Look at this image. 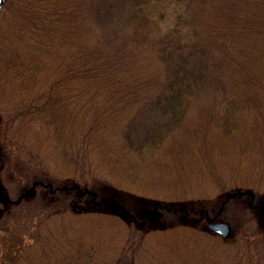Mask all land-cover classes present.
Masks as SVG:
<instances>
[{"label": "trees", "instance_id": "1", "mask_svg": "<svg viewBox=\"0 0 264 264\" xmlns=\"http://www.w3.org/2000/svg\"><path fill=\"white\" fill-rule=\"evenodd\" d=\"M141 44L161 78L140 72ZM0 128V183L22 174L31 186L18 204L0 201L4 216L32 201L38 217L51 208L45 223L60 215L21 246L25 264H126L137 233L144 264H264V0H4ZM117 195H148L161 214L99 201ZM74 196L110 212L75 209ZM109 243L120 255L107 260Z\"/></svg>", "mask_w": 264, "mask_h": 264}, {"label": "rangeland", "instance_id": "2", "mask_svg": "<svg viewBox=\"0 0 264 264\" xmlns=\"http://www.w3.org/2000/svg\"><path fill=\"white\" fill-rule=\"evenodd\" d=\"M170 17H172V19H175V14L173 11L170 14ZM141 45L142 46H140L136 50L139 52L134 53L136 55H139V59H141V62L139 63V66L141 68L140 72L143 74V76H148V77L152 76L153 78H161L162 66H161V63L159 62V60L152 55V50H151L152 48H151L150 44H146V45L141 44ZM211 96L212 95H209V98ZM197 109H194V112L191 113V116H192L191 120H193L194 118L197 117V115L199 113L197 111ZM202 118H203L202 119V123H203L204 119H205L204 112H203ZM193 128L197 129V124ZM0 131H1V128H0ZM200 143H202V141H200V140H197L195 142V144H200ZM175 151H178V150L175 149ZM186 153H187V150L185 149L184 154L182 153V157H185ZM170 159H171L170 156L169 157L168 156L163 157V163L165 166L167 164L166 162H170ZM166 167L168 168V165ZM141 172L145 173L144 171H141ZM18 178H19V180L7 179L5 182H2V184L0 183L1 184L0 189L1 188L3 189L1 191V192H3V194L0 192V201L2 200L1 195H4V196H6V199H7V201H4V202H6L7 204L8 203L12 204V202L15 203L14 201L17 200L21 196L22 193L26 192V195L28 194L27 192H29L31 190L29 188L31 186H29L26 183L27 181L25 179V176L21 174V176H18ZM73 186H75V185H73ZM10 189L12 190V192H13L12 194H14V195H12L10 193V191H9ZM20 189H23V191L21 190V192H19ZM67 189H65V190H67ZM51 190H52V188H51ZM17 192H19V193L16 195ZM197 193H198V191H196L194 193V195H192V196H197ZM108 195L113 197L114 194H108ZM13 196L16 198H12ZM114 196H116V195H114ZM177 196H178V199H180L182 201L188 199V196L185 197V194L182 191H179ZM44 197L46 199H48L46 207H50L52 205L59 206L58 203L62 199L60 195H58V196L45 195ZM74 197L75 198H73L74 201L72 202V204L77 203L80 206H86V207H91V208H101L102 210L110 212L109 211L110 207H107V206L105 207L104 205H99V206L93 205V204H90L89 199H85V200L80 201V200H78V198L76 196H74ZM139 197L140 198L137 200L135 198H128L127 197L128 198V200H127L123 196L117 195L116 198H112V199L118 200L121 203L122 202L126 203L129 206L131 205L132 208H134V209L141 207L139 209V211H141V209L144 207L151 206L150 204L152 203V199L150 196L141 195ZM45 198L43 200H41L40 203H44ZM227 198H229V197L227 196ZM92 199H93V196H92ZM221 199H222L221 197H219L217 199L215 198V203L214 204L212 203L213 205L211 204L210 211L212 214H215L216 210L218 209L217 204L221 201ZM231 199H233V197ZM99 201H100V199H99ZM244 201H246V199ZM263 201H264V199H260L259 203L261 204ZM201 202H203L202 204H204V200H202ZM18 203H20V202H18ZM18 203H16V204H18ZM238 203H235V204H238ZM35 206H36L35 201L27 202L21 206L22 209H20V208L12 209L10 211V213L6 214L5 216H4V211L6 210V206L5 207L0 206V208L3 209V214L0 217V264H25L26 261H25V259L23 260V257L25 256L27 249L25 251H23V253H22L21 246L28 245L27 248H30L34 245H38L37 244V242H38L37 238L39 237L40 234H42L44 232L43 229L39 230L38 227L40 224H42V221H43V223H45L44 217L51 214V211H50L51 208H47L46 211L43 212L38 217L34 213H30L31 208L35 207ZM39 206H42V204H40ZM39 208H42V207H39ZM60 208H61V206H59V209ZM54 209H56V208H54ZM57 210H58V208H57ZM62 211L63 212H61V214H62L61 216L65 220L72 221L71 219L75 218L74 214L72 213L70 208H67L66 206H65V208L62 207ZM262 213H263V211H262ZM59 216L60 215H53L52 217H50V221L49 222L46 221V223H49V224L53 223L56 219H59ZM149 221H150L149 227H151V228L156 226L157 224L165 225V223H166L164 221H155L153 219H150ZM43 225L44 224H42V226ZM239 228H240V225H239ZM142 230L143 229H140L139 231L142 232ZM263 230H264V219L262 220V229H261V232H259L260 234H256V236H258L257 238L261 237V233ZM241 232H242V230L240 228L239 233H238L240 236L242 235ZM141 235H142V233H141ZM256 236H255V238H256ZM138 237H139V235L137 233V237H136L137 240L134 243V244H136L135 246L129 247V245H126V243L124 244V241H123V244L125 246V248H124V246H123V248L126 250V252H124L125 250L123 249V250H121V253L122 254L124 253V254H127V256H130V254H128V253H129L131 248H134V254H132L134 264H144L145 263L144 260L148 254V248H147V245L145 242L139 243L140 240ZM45 244L47 245V247L50 246L49 243H45ZM109 245L116 247L117 252L115 250L110 251L109 255L107 257V260L111 259L112 257L116 258L117 256L120 255V251L118 252L119 248L115 243L114 244L109 243L108 246ZM14 255H17L18 258H12ZM125 257H126V255H125ZM132 261L131 262L128 261L126 264H128V263L133 264ZM111 264H114V263H111Z\"/></svg>", "mask_w": 264, "mask_h": 264}, {"label": "water", "instance_id": "3", "mask_svg": "<svg viewBox=\"0 0 264 264\" xmlns=\"http://www.w3.org/2000/svg\"><path fill=\"white\" fill-rule=\"evenodd\" d=\"M4 0H0V8L3 4ZM72 188L77 189L80 195H83L86 192H90L93 194V200H96L97 197V193L94 191H90V190H84L81 187H79L78 185L73 186ZM64 189H67V187L65 186ZM2 193V192H1ZM3 194V193H2ZM240 194H242V192H240ZM26 195V192L22 193L21 196L15 200V203H18L21 201L22 197H24ZM230 193L228 194V197H230ZM232 196H235V194H232ZM1 198L3 201H7L6 196L1 195ZM100 203H107L109 204L112 208L114 209H123L124 206L122 205V203L118 200L115 199H111V198H102L100 200ZM260 208L262 209L263 213H264V201L259 205ZM74 207L76 209H80V210H84L85 208L83 206H79L78 204H74ZM146 213H149L155 217H158L161 213L157 208H149V207H144L141 209V214L145 215ZM3 214V209L0 208V217ZM208 229L214 233H217L223 237H229L232 233V228L231 225L223 220H216V219H210L207 223Z\"/></svg>", "mask_w": 264, "mask_h": 264}]
</instances>
